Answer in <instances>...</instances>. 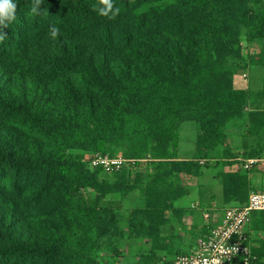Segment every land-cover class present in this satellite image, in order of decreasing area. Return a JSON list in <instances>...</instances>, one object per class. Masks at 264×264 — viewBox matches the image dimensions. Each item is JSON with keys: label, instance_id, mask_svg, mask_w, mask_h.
Listing matches in <instances>:
<instances>
[{"label": "trees", "instance_id": "16d2710c", "mask_svg": "<svg viewBox=\"0 0 264 264\" xmlns=\"http://www.w3.org/2000/svg\"><path fill=\"white\" fill-rule=\"evenodd\" d=\"M13 2L15 19L0 28V264H103L122 223L155 250L168 247L173 235L161 229L182 219L188 195L174 179L205 160L179 158L181 124L218 140L238 121L258 138L239 158L264 150V109L244 113L246 92L234 84L243 43H264V0H112L114 19L98 15L97 0H42L37 14L34 0ZM258 53L251 64L264 67ZM118 149L164 164L142 183L90 167ZM237 159L212 167L225 206L247 201ZM140 189L143 204L124 217ZM198 197L215 199L208 185ZM247 232L263 234L250 242L264 263V212Z\"/></svg>", "mask_w": 264, "mask_h": 264}, {"label": "rangeland", "instance_id": "374dc122", "mask_svg": "<svg viewBox=\"0 0 264 264\" xmlns=\"http://www.w3.org/2000/svg\"><path fill=\"white\" fill-rule=\"evenodd\" d=\"M243 62L244 70L239 72L234 80L235 87L241 90H245L246 96L243 102L244 113L250 112L252 109H264V101L260 97L261 90H264V67L251 64V58L259 56V51H264L263 44H247L243 43ZM261 139V138H260ZM257 137L248 134V131L244 129L243 125H239V122H234L226 131L224 138L218 140H208L199 135L196 131V127L191 123H184L180 125V147L179 158L182 160L193 158H205L199 160V168L190 176H177L174 182L182 186L188 191L187 197L182 199L178 206L183 209L182 219H171L170 223L161 229V232L167 237L170 234L173 235L168 247L163 246L159 250H155L151 245V241L145 238L136 231H131L126 223L120 224L122 237L118 241L114 250L107 248L101 255V261L103 264H176V256H182L184 254H190V251L194 248L197 237L201 230L205 220H203V211H219L227 208H233L237 206H225L221 202L220 187L214 180L216 176V170L213 167L214 164L227 162L230 159L239 158L243 153V146L246 144L247 148L255 149ZM262 142L258 141L260 145ZM264 145V143H263ZM116 157L123 160L122 168L119 169L117 175L121 179L133 182H144L146 175L153 172L164 164V161H157L148 156L146 160L135 163L137 170H128L130 165L126 163L122 157L121 151L118 149ZM203 160V162H202ZM207 160V161H206ZM231 167H225V170H235L234 163ZM131 174L129 178L128 174ZM110 178H114L115 175L109 174ZM105 176V175H104ZM109 177V176H108ZM211 186L212 194L215 196L211 206L209 202L199 200V191L201 186ZM143 190V189H142ZM142 190L133 192L128 200L123 203V216L127 217L131 211L135 208L141 207L144 201V194ZM88 196L94 197L96 192L89 191ZM197 204L198 209L192 208V205ZM263 234H251L252 240L262 238ZM264 264V263H261Z\"/></svg>", "mask_w": 264, "mask_h": 264}, {"label": "built area", "instance_id": "2783aa9c", "mask_svg": "<svg viewBox=\"0 0 264 264\" xmlns=\"http://www.w3.org/2000/svg\"><path fill=\"white\" fill-rule=\"evenodd\" d=\"M144 161V160H143ZM240 173L247 179V201L241 207L219 211H203L204 223L209 227L200 235L190 254L176 256V264H256L251 252V238L247 232L252 214L264 212V150L255 158L236 160ZM123 160L96 157L90 167L100 168L104 174H117ZM142 161H126L130 165ZM203 162V160H202ZM197 210V204L192 205Z\"/></svg>", "mask_w": 264, "mask_h": 264}, {"label": "clouds", "instance_id": "9594fccd", "mask_svg": "<svg viewBox=\"0 0 264 264\" xmlns=\"http://www.w3.org/2000/svg\"><path fill=\"white\" fill-rule=\"evenodd\" d=\"M42 0H34L31 6V13L37 14L39 5ZM16 4L13 0H0V28L8 27L9 23L15 19ZM98 15L102 17H108L114 19L119 14L120 8H114L112 0H97V6L95 8ZM59 29L53 25L51 28V37L56 38ZM5 39V35L0 33V42Z\"/></svg>", "mask_w": 264, "mask_h": 264}, {"label": "crops", "instance_id": "0c3cea01", "mask_svg": "<svg viewBox=\"0 0 264 264\" xmlns=\"http://www.w3.org/2000/svg\"><path fill=\"white\" fill-rule=\"evenodd\" d=\"M116 152H117V151H116ZM179 156H180V153H179ZM130 182H133V181L130 180Z\"/></svg>", "mask_w": 264, "mask_h": 264}]
</instances>
